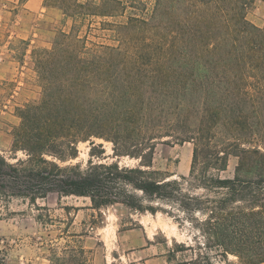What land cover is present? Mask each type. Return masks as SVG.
Listing matches in <instances>:
<instances>
[{
  "label": "trees",
  "instance_id": "trees-1",
  "mask_svg": "<svg viewBox=\"0 0 264 264\" xmlns=\"http://www.w3.org/2000/svg\"><path fill=\"white\" fill-rule=\"evenodd\" d=\"M255 1L44 0L71 25L33 52L41 95L17 109L0 196L86 198L101 218L172 203L224 260L264 264V29L247 17ZM92 18L110 43L89 42V26L81 34ZM97 140L111 143L113 161ZM82 142L85 167L73 162ZM159 143L192 145L187 176L154 168ZM232 156L233 176H222Z\"/></svg>",
  "mask_w": 264,
  "mask_h": 264
},
{
  "label": "rangeland",
  "instance_id": "rangeland-1",
  "mask_svg": "<svg viewBox=\"0 0 264 264\" xmlns=\"http://www.w3.org/2000/svg\"><path fill=\"white\" fill-rule=\"evenodd\" d=\"M98 25L99 18L86 21L81 34L89 26V42L110 43L108 33L100 31ZM13 99L0 97V153L5 156L12 155L13 128L8 130L10 122L4 113L7 108L3 105ZM97 142L102 143L105 151L103 161H113L111 143ZM89 149L88 142L79 143V154L73 162H80L85 167ZM191 149L190 143H159L155 150L154 168L167 174L173 173L172 179L187 176ZM16 157L24 158L25 155L18 151ZM236 163L237 158L230 157L228 167L221 175L232 177ZM119 164L134 166L136 161L123 157L119 159ZM87 206L88 199L74 196L58 198L56 194H50L45 199H38L35 204L20 198L0 196V258L4 264H52L50 259L56 255L59 264H101V243H106L109 260L112 258L109 253L113 251L115 256L129 253L132 259L140 255H160L162 260L168 263L166 258L171 259L173 264L181 261L188 264H238L234 255H228L224 260L217 248L208 247L206 239L172 203H154L159 208L155 214L147 212L129 217L122 209L109 208L104 211L103 218ZM92 213L94 224L90 223ZM196 217L201 219L198 215ZM91 225L95 226L94 229ZM118 261L114 259L113 264ZM123 261L125 264H138L133 260Z\"/></svg>",
  "mask_w": 264,
  "mask_h": 264
},
{
  "label": "crops",
  "instance_id": "crops-1",
  "mask_svg": "<svg viewBox=\"0 0 264 264\" xmlns=\"http://www.w3.org/2000/svg\"><path fill=\"white\" fill-rule=\"evenodd\" d=\"M247 17L264 29V0H256ZM70 25L71 20L65 19L59 8L45 5L44 0H0V97L14 98L11 103L3 105L7 108L4 113L9 117L8 130L19 123L17 109L37 101L41 95L33 52L49 50L57 31H67ZM101 245V264H113L116 258L119 261L115 264H125L123 260H133L138 264L152 261V264H173L171 259L166 258L167 263L160 255H140L132 259L129 253L123 257L120 254L115 256L113 251L109 253L112 257L109 260L106 243Z\"/></svg>",
  "mask_w": 264,
  "mask_h": 264
}]
</instances>
